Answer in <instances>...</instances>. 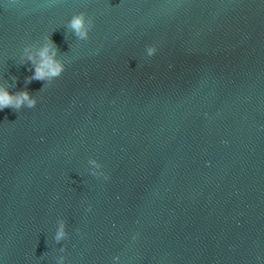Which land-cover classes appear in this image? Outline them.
Returning <instances> with one entry per match:
<instances>
[{"label": "water", "instance_id": "obj_1", "mask_svg": "<svg viewBox=\"0 0 264 264\" xmlns=\"http://www.w3.org/2000/svg\"><path fill=\"white\" fill-rule=\"evenodd\" d=\"M0 85V264H264V0H0Z\"/></svg>", "mask_w": 264, "mask_h": 264}, {"label": "clouds", "instance_id": "obj_2", "mask_svg": "<svg viewBox=\"0 0 264 264\" xmlns=\"http://www.w3.org/2000/svg\"><path fill=\"white\" fill-rule=\"evenodd\" d=\"M93 27L94 21L83 11L73 15L68 23V28L80 40H87ZM25 52H28L27 48H25ZM155 52V46L147 47V54L149 56L154 55ZM58 53L59 49L55 46L54 42H51V38H48V42L39 50V62L29 54L27 60L31 61L32 67H34L35 71L33 75L26 78L25 84L27 85L33 80H38L44 81L45 87L46 83L51 84L56 78L60 77L65 71V64L61 59L57 58ZM24 63H26V61H24ZM29 70H31V68ZM37 102L36 97L31 95L26 89L12 94L9 92L7 86L0 85V110L11 108L15 111H19L24 107L31 109L36 106ZM89 162L93 165L96 164V161L93 159H90ZM91 174L97 177L104 176L105 179H108L103 172L96 173L95 171H92ZM88 210L90 211L91 208L89 207ZM65 238V225L64 221L61 220L54 239L59 243ZM60 251H64V249L61 248ZM59 264H63V257L60 258Z\"/></svg>", "mask_w": 264, "mask_h": 264}]
</instances>
